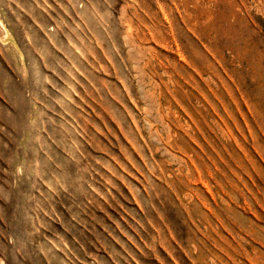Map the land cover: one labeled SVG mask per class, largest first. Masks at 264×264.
Wrapping results in <instances>:
<instances>
[{"label":"rangeland","instance_id":"obj_1","mask_svg":"<svg viewBox=\"0 0 264 264\" xmlns=\"http://www.w3.org/2000/svg\"><path fill=\"white\" fill-rule=\"evenodd\" d=\"M0 264H264V0H0Z\"/></svg>","mask_w":264,"mask_h":264}]
</instances>
